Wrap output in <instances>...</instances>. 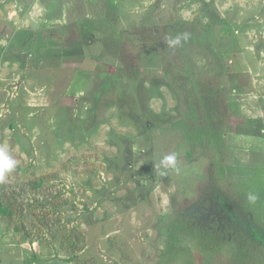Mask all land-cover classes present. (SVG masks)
<instances>
[{
  "label": "rangeland",
  "instance_id": "374dc122",
  "mask_svg": "<svg viewBox=\"0 0 264 264\" xmlns=\"http://www.w3.org/2000/svg\"><path fill=\"white\" fill-rule=\"evenodd\" d=\"M0 145L17 161L0 183V264H154L173 220L198 238L181 248L193 264H237L240 248L264 264V215L214 182L264 169V0H0Z\"/></svg>",
  "mask_w": 264,
  "mask_h": 264
},
{
  "label": "trees",
  "instance_id": "16d2710c",
  "mask_svg": "<svg viewBox=\"0 0 264 264\" xmlns=\"http://www.w3.org/2000/svg\"><path fill=\"white\" fill-rule=\"evenodd\" d=\"M106 20V19H105ZM99 22L97 20H84L82 27L87 30V32L95 33L98 29ZM105 26L104 21L101 23V26ZM102 28V27H101ZM99 31H102V29H99ZM76 31L73 30H61L58 34H56V39L60 41L63 45H68L70 42H72L74 39H76ZM107 33V32H106ZM116 33V32H114ZM216 28L215 26H209L208 24H203L202 29L200 31V34L197 35V51L205 54L210 55V62L213 63V69L220 70L216 73L215 77L210 80V86L206 89V93L211 96H218L220 93V90L218 87H220V75L222 68L217 64L215 57L213 56L216 53H213V44L216 42ZM119 37L116 35V38ZM127 45H124L125 51L127 53H130V45L133 46V42L131 40L126 41ZM138 47V44H134V48ZM126 76L127 79L131 83H135L137 81V70L136 68H131L126 70ZM214 80V82H213ZM212 81V82H211ZM212 83V84H211ZM221 89V87H220ZM208 114L210 115V120L215 121L218 123L217 129L214 132H207L206 135L208 137V140L211 141L214 146H223V131L225 129V124L227 121V118L221 117L219 110L216 108H211L208 111ZM223 115V114H222ZM192 116V115H191ZM193 120L196 119V117L193 115ZM190 118V115H189ZM188 137V143L196 145L198 143L199 137L202 135V129L196 128V126L193 128L192 132H186ZM193 141V142H192ZM192 156L190 153H188L185 156V159H190ZM216 164V163H215ZM218 168L219 171L217 173L223 172L221 168L215 166ZM214 182L216 185H219L220 187L225 188L230 195L231 198H233L235 201H237L244 209H247L248 211H251L254 215V219L256 223H260L262 219V215H264V169H260L255 172V174L246 181H230V179L226 176H222V173L219 176H222L221 180H217L218 175L214 174ZM220 179V178H219ZM217 181V183H216ZM229 182V184H228ZM249 194L256 195L257 199L253 202L248 199ZM1 208V207H0ZM1 212H4L0 210ZM167 239L165 241V244L163 248L159 251L157 255V259L154 264H172L177 260H180L182 264H193V259L190 258H182V255H185V253L181 250L183 247V241L191 238L188 232L186 231V227H184L181 223L178 221H170L167 225ZM196 235L192 234V241L194 244L198 246L197 241L198 238H195ZM194 238V239H193ZM187 247V246H186ZM188 251L189 249L186 248ZM233 258H235V262L237 264H246L244 263V260L249 258V254H246L243 249H236L235 252H233ZM36 259V256H35ZM252 262V261H251ZM255 264V263H253ZM259 264H261L259 262Z\"/></svg>",
  "mask_w": 264,
  "mask_h": 264
},
{
  "label": "clouds",
  "instance_id": "9594fccd",
  "mask_svg": "<svg viewBox=\"0 0 264 264\" xmlns=\"http://www.w3.org/2000/svg\"><path fill=\"white\" fill-rule=\"evenodd\" d=\"M186 38V36H185ZM180 38L177 37L169 41L170 45H175L179 43ZM177 162L176 155L169 154L163 157L161 163L164 167H175ZM17 165V161L11 157L7 145H0V183H4L7 178V174L12 172ZM164 175V173H161ZM248 199L250 201H255L257 199L256 195L249 194Z\"/></svg>",
  "mask_w": 264,
  "mask_h": 264
}]
</instances>
